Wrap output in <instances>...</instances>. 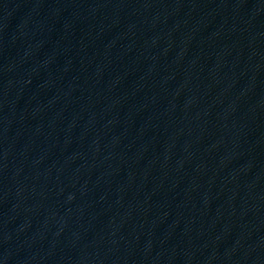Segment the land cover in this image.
<instances>
[{
	"label": "water",
	"instance_id": "95a60500",
	"mask_svg": "<svg viewBox=\"0 0 264 264\" xmlns=\"http://www.w3.org/2000/svg\"><path fill=\"white\" fill-rule=\"evenodd\" d=\"M137 264H264V0H119Z\"/></svg>",
	"mask_w": 264,
	"mask_h": 264
}]
</instances>
